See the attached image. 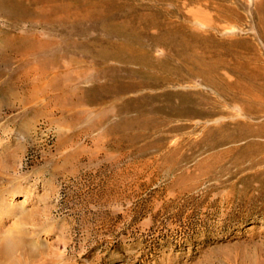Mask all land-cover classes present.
<instances>
[{"label":"rangeland","instance_id":"obj_1","mask_svg":"<svg viewBox=\"0 0 264 264\" xmlns=\"http://www.w3.org/2000/svg\"><path fill=\"white\" fill-rule=\"evenodd\" d=\"M0 237L264 264V0H0Z\"/></svg>","mask_w":264,"mask_h":264},{"label":"bare ground","instance_id":"obj_2","mask_svg":"<svg viewBox=\"0 0 264 264\" xmlns=\"http://www.w3.org/2000/svg\"><path fill=\"white\" fill-rule=\"evenodd\" d=\"M21 244H22V241L20 240V238L6 239L3 246L0 248V263L3 261L9 260L7 264H22L21 260L16 261V260L11 259L14 251L18 249L19 247H21Z\"/></svg>","mask_w":264,"mask_h":264}]
</instances>
